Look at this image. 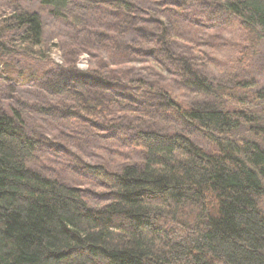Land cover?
<instances>
[{
	"label": "trees",
	"instance_id": "16d2710c",
	"mask_svg": "<svg viewBox=\"0 0 264 264\" xmlns=\"http://www.w3.org/2000/svg\"><path fill=\"white\" fill-rule=\"evenodd\" d=\"M39 2L54 19L86 32L76 42L103 49L112 66L154 61L190 89L218 92L239 111L225 105L181 109L144 79L123 81L97 70L79 76L74 67H59L56 90L80 81L95 98L93 105L83 101L78 107L103 121L106 131L117 126H111L116 118L127 117L120 112L146 108L135 97L143 94L198 129L217 152L209 154L181 134L135 127L129 141L144 152L141 167L126 166L117 174L85 166L89 177L111 191L106 206L92 208L81 189L29 168L39 142L26 134L18 113L0 110V264H264V148L252 139L264 137V84L253 91L236 82L241 96L224 87L215 91L172 52L186 35L184 25L205 31L216 25L193 17V0H81L78 13L71 9L74 0ZM205 2L221 10L217 28L225 25L221 19H234L246 32L247 47L236 59L243 65L264 40V0ZM1 24L0 32L17 30L26 53L37 54L34 48L43 44L39 14L16 10Z\"/></svg>",
	"mask_w": 264,
	"mask_h": 264
},
{
	"label": "rangeland",
	"instance_id": "374dc122",
	"mask_svg": "<svg viewBox=\"0 0 264 264\" xmlns=\"http://www.w3.org/2000/svg\"><path fill=\"white\" fill-rule=\"evenodd\" d=\"M193 1L197 5L193 8V17L203 19L204 25L215 24L216 27L211 26V30L205 31L192 26L197 24L190 23L194 29L184 25L182 30L186 35L183 34V38L176 42L178 47L172 52L183 57L197 77L207 78L215 91L224 87L233 95L241 96L243 93L235 92L238 90L234 86L236 82L254 87L253 91L262 88L264 40L260 41L257 54L242 65L236 59L239 60L238 52L247 47V42H244L246 32L241 29L240 23L234 19H221L220 22L225 25L217 28L221 10L217 7L210 10L205 0ZM74 2L71 9L78 13L75 8L82 7L83 2ZM16 10L37 13L43 23V44L34 48L37 54L33 56L26 53L17 30L0 32V110L8 115L18 113L26 134L39 142L36 159L28 163L30 169L81 189L89 207L102 209L108 203L111 191L97 179L89 177L84 168L88 165L103 166L108 172L119 174L126 166L141 167L144 152L129 141L135 127L168 136L181 134L207 153L217 152L198 129L185 124L178 114L168 107L159 106L154 99L143 94L135 97L144 101L146 108L134 114L120 112L127 117L116 118L111 126H117L112 131H106L100 127L103 121L88 116L78 107L83 101L93 105L95 96L86 93L80 81L61 85L56 90L55 75L59 67H74L79 76L97 70L108 73L109 77H122L123 81L128 78L144 79L154 89H164L181 109L225 105L232 111H239L231 101L221 98L218 92L209 95L190 89L185 84L186 80L167 74L165 68L154 61L112 66L114 61L108 60L103 49L88 50L76 42L87 38L86 32L80 34V29L68 22L54 19L39 0H0V24ZM134 36L136 39L140 37L138 34ZM72 84L76 86L72 87ZM73 112L79 113L78 120H73ZM252 139L264 148V137L253 134Z\"/></svg>",
	"mask_w": 264,
	"mask_h": 264
}]
</instances>
